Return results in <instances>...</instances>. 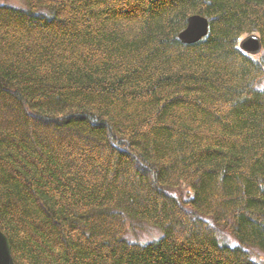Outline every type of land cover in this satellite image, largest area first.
I'll use <instances>...</instances> for the list:
<instances>
[{
  "label": "trees",
  "instance_id": "obj_1",
  "mask_svg": "<svg viewBox=\"0 0 264 264\" xmlns=\"http://www.w3.org/2000/svg\"><path fill=\"white\" fill-rule=\"evenodd\" d=\"M23 2L0 5L15 264H264L247 251L264 253V64L240 47L256 34L264 54V0ZM193 14L208 32L185 44Z\"/></svg>",
  "mask_w": 264,
  "mask_h": 264
},
{
  "label": "water",
  "instance_id": "obj_2",
  "mask_svg": "<svg viewBox=\"0 0 264 264\" xmlns=\"http://www.w3.org/2000/svg\"><path fill=\"white\" fill-rule=\"evenodd\" d=\"M208 32V20L206 17L193 14L188 17L186 27L179 33L178 37L182 43L191 44ZM240 47L244 51L255 54L261 50L259 38L256 34L245 36L240 41ZM0 264H15L11 255V248L6 235L0 230Z\"/></svg>",
  "mask_w": 264,
  "mask_h": 264
},
{
  "label": "rangeland",
  "instance_id": "obj_3",
  "mask_svg": "<svg viewBox=\"0 0 264 264\" xmlns=\"http://www.w3.org/2000/svg\"><path fill=\"white\" fill-rule=\"evenodd\" d=\"M1 4L18 7V6H23L24 2H23V0H0V5ZM244 37L245 36H242L241 39ZM254 55L257 59L262 61L264 64L263 52L259 51V52L255 53ZM259 86H264V76L261 79ZM171 193H173L174 195H179V196L185 197V196H187L188 190L186 189V187L182 186V187L175 189V191H172ZM217 229H218V236L220 237V239L222 241L227 242L229 244H235L236 243V240L234 239L233 235H231V233L227 229H225L223 227H217ZM125 235L130 240H134L135 242L141 243V242L150 241V240L158 237L159 231L157 229L152 228V227H147L145 225L133 223V224H130ZM247 251L255 261L264 263V253L260 252L256 248H248Z\"/></svg>",
  "mask_w": 264,
  "mask_h": 264
}]
</instances>
